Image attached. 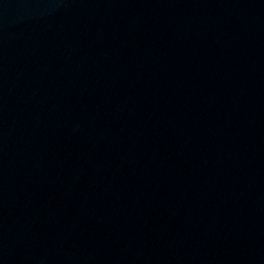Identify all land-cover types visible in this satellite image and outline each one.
I'll use <instances>...</instances> for the list:
<instances>
[{
  "label": "water",
  "instance_id": "obj_1",
  "mask_svg": "<svg viewBox=\"0 0 264 264\" xmlns=\"http://www.w3.org/2000/svg\"><path fill=\"white\" fill-rule=\"evenodd\" d=\"M173 16L264 43V0H133Z\"/></svg>",
  "mask_w": 264,
  "mask_h": 264
}]
</instances>
